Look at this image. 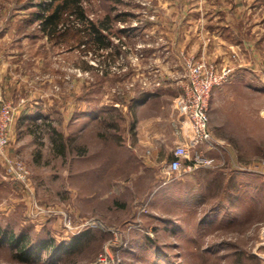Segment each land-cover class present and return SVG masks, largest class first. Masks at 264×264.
<instances>
[{
	"label": "rangeland",
	"instance_id": "1",
	"mask_svg": "<svg viewBox=\"0 0 264 264\" xmlns=\"http://www.w3.org/2000/svg\"><path fill=\"white\" fill-rule=\"evenodd\" d=\"M42 1L0 0V105L15 109L0 152V264H264V0H82L94 23L110 18L107 47L75 15L60 26L70 33L45 32ZM185 18L197 19L191 53L233 69L209 107L224 147L213 166L165 183L134 130L142 102L167 112L183 91L153 48ZM142 42L151 53L137 60Z\"/></svg>",
	"mask_w": 264,
	"mask_h": 264
},
{
	"label": "built area",
	"instance_id": "2",
	"mask_svg": "<svg viewBox=\"0 0 264 264\" xmlns=\"http://www.w3.org/2000/svg\"><path fill=\"white\" fill-rule=\"evenodd\" d=\"M146 30V27L143 28L142 33L149 36L151 32ZM156 42L159 47L163 46L162 38ZM146 45L143 42L138 44L135 59L140 60L146 56ZM179 58L182 70L176 74L171 73L184 82L183 91L174 100L178 117L173 120V127L178 140L172 157L166 158L162 164V171L166 174L165 183L198 168L211 167L223 155L224 145L215 138L211 128L209 107L214 90L221 87L233 72L229 66L219 65L185 50L179 52ZM155 84L160 86L162 82L158 80ZM14 119L13 106L10 103L0 105V152L10 143V128ZM8 160L15 174L18 173L20 177L27 176L28 170L21 160Z\"/></svg>",
	"mask_w": 264,
	"mask_h": 264
},
{
	"label": "crops",
	"instance_id": "3",
	"mask_svg": "<svg viewBox=\"0 0 264 264\" xmlns=\"http://www.w3.org/2000/svg\"><path fill=\"white\" fill-rule=\"evenodd\" d=\"M160 2L171 7H195L198 5H204V0H199L197 2H187L185 0H160ZM174 19L175 18L172 20ZM196 20L197 19L195 18H185V21H183L185 22V27L179 33L175 32L170 27L169 29L164 27V32H159L157 35L158 39L162 38L164 43L161 47L153 48V53H158L160 55L164 54L166 56V58L163 59L161 66H169L168 71L171 73L176 74L182 70V62L179 57L176 58V54H178V52L185 50L191 53L196 50L197 45L194 43V36H191L193 34H190V28L192 29V24ZM228 25V23L221 24L222 31L217 32L220 38H224ZM153 26L155 33L157 29L155 28V26L157 27V21L156 23H153ZM146 28L148 29V27ZM144 50L145 52L146 50H150L149 53H151L150 46H146ZM180 81L181 80L178 79L173 82L180 83ZM150 99L151 98H148L142 102L137 108V122L134 130V144L136 145L135 152L139 155L138 157L143 160V163L146 164L147 161H149V166L153 164V166L158 168L160 167L162 169L163 161L166 158L172 157L173 148L178 140L177 136L174 134L173 127V120L178 117V112L176 111L175 104L173 102L170 104L167 112L155 109L150 111V101L152 100Z\"/></svg>",
	"mask_w": 264,
	"mask_h": 264
},
{
	"label": "trees",
	"instance_id": "4",
	"mask_svg": "<svg viewBox=\"0 0 264 264\" xmlns=\"http://www.w3.org/2000/svg\"><path fill=\"white\" fill-rule=\"evenodd\" d=\"M40 5L43 9L48 10L47 13H38L37 17L41 20L42 29L45 32L58 36L65 35L66 33H70L72 28H66V30L59 32L62 24L69 23L71 15H75L79 17V20L83 23H90V31H88V27H85L86 34L90 35V38L93 37L97 42H99L102 47H107L111 44L110 39L107 34H105L104 29H108L109 25L106 23L110 20L107 18L106 21H102L101 24H96L92 20L86 17V13L84 7L82 5V0H50V2L45 0V3L42 1ZM70 25V24H69ZM79 33L78 31H75ZM62 33V34H61ZM79 40H82L83 34H78ZM134 127V126H133ZM55 130V129H54ZM56 137L54 136V140L59 141L56 144L58 148V152L60 154H64L67 149L66 141L63 140V135L56 132ZM83 148V147H81ZM45 246V244L43 245ZM23 248V247H22ZM27 254V252L25 251Z\"/></svg>",
	"mask_w": 264,
	"mask_h": 264
}]
</instances>
